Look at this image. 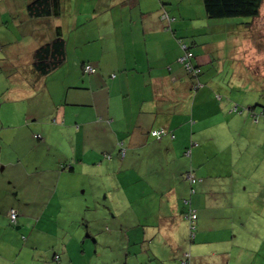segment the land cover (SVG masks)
Returning <instances> with one entry per match:
<instances>
[{"label": "crops", "instance_id": "obj_1", "mask_svg": "<svg viewBox=\"0 0 264 264\" xmlns=\"http://www.w3.org/2000/svg\"><path fill=\"white\" fill-rule=\"evenodd\" d=\"M10 1L11 5L21 2ZM200 1L62 0L61 16L43 17L54 21L49 35L35 45L29 58L28 82L10 83L0 89V170L8 183L20 190V198L7 211L9 215L11 209L18 210L17 233L24 242L17 247L18 256L12 258L14 264H25L21 258L31 251L35 253V238L41 235L42 229L35 228V186L42 183L48 188L45 198L50 204L62 181L66 183L63 195L56 200L70 203L71 208H58L54 214L60 212L58 220L63 222L57 227L64 234L77 235L75 228L72 232L70 229L77 227L74 205L78 203L79 211L87 212L78 213L89 223L88 236H93L95 244L103 233L94 220L108 213L118 221L123 214L117 205L125 201L128 205L127 227L113 226L106 231L99 259H90V263L117 264L126 254L125 263L130 264H183L185 259L189 264H232L236 249V264H255L264 244L258 232V214L250 211L244 215L240 210L245 208L247 192L255 193L256 188L247 190L246 186L243 194L232 184L216 182L214 168L220 172L222 167L212 162L222 149H229L231 154L236 149L244 150L247 168L260 161L254 179L257 185L263 184L264 158L256 150L245 149L246 143L254 139L262 140L264 145V128L258 122L256 127L252 124L251 129H244L245 123L251 124L248 119L240 125L242 131L235 132L232 123L236 117L227 111L231 104L218 101L222 96L214 89L231 95L229 74L240 66L264 73V47L249 52L252 47L238 39L227 49L230 56L221 61L223 49H215L228 36L224 37L219 21H210L214 19L202 10ZM1 4L6 5L4 1ZM43 18L25 15L15 22ZM58 26L66 39L65 62L41 76L34 68V51L55 37ZM205 27L214 36L213 48L194 39L195 35H203ZM233 35L240 32L234 31ZM180 39L192 46L202 75L206 74L203 67L208 68L209 79L203 82L201 76L204 86L199 89L193 87L182 68ZM71 60L75 61V69ZM85 64L96 71L86 72ZM8 68L14 70L12 64ZM52 74L62 77L63 93L57 98L48 91V100H37ZM222 75L223 80L218 78ZM7 98L26 103L5 112V120L2 106ZM211 102L217 103V108L213 109ZM217 113L224 117L210 121ZM159 128L169 132L155 138L151 131ZM238 134L241 142L229 144ZM188 149L190 156L185 155ZM189 171L194 181L183 178ZM23 189L28 190L27 198L22 196ZM105 190L106 195L112 192L111 202L101 211L98 206ZM186 198L191 199L198 215L194 231L184 214ZM221 205L224 207L217 211ZM93 207L95 212L90 215L88 211ZM37 214L40 222L50 217L46 209ZM114 243L118 245L115 249ZM89 247L92 250L93 244ZM114 251L121 252L122 257L113 256ZM53 260L74 264L68 244L54 253Z\"/></svg>", "mask_w": 264, "mask_h": 264}, {"label": "rangeland", "instance_id": "obj_2", "mask_svg": "<svg viewBox=\"0 0 264 264\" xmlns=\"http://www.w3.org/2000/svg\"><path fill=\"white\" fill-rule=\"evenodd\" d=\"M4 1L6 5L1 4L0 6V89L6 88L10 83L14 84H22L27 83L29 76H28V66L30 63V57L31 54L35 48L36 44H39L41 41L45 40V37L49 35V32H51V27L53 25L54 19L51 18V20H48L47 18H43L42 20L34 19V20H24L21 23L15 22L16 18H24L25 16V10H26V4L27 0H18L21 1L18 5H11L10 0H0ZM17 0H13L12 3H18ZM25 1V3H23ZM202 0L200 1V6L202 7V10L205 12V6L203 4ZM16 3V4H17ZM11 5V6H10ZM5 6V7H4ZM8 7L7 10H4V8ZM13 11H16L15 13ZM20 20V19H19ZM210 21H219L221 23V30L224 34V37L227 35L228 38L224 41H221L217 44V47L215 51H221L220 53V59L225 60L230 55L229 52H227V49H231L232 45L234 44L233 41H237L240 39L241 41H246L248 46L252 47L249 52L253 51L254 49H258L261 51V46L264 47V2L261 5V18H258L256 22L252 24V26H248L249 23H252V18L250 17H232V18H221V19H214ZM200 22L205 25L206 22H204L202 19ZM167 25L169 23L167 22ZM206 28V27H205ZM240 32V35H233V32ZM203 35H195L194 39H199L201 42H206L213 48L214 43V36L212 37L208 33V28L202 31ZM201 33V34H202ZM222 34V33H221ZM216 38V37H215ZM185 40H193V37L187 38L185 37ZM190 44V43H188ZM220 46V47H219ZM223 47V48H222ZM248 47V49H249ZM225 48V49H224ZM216 54V53H215ZM214 54V55H215ZM227 55V56H226ZM30 58V59H29ZM233 61V60H232ZM10 64L13 65L14 70H10L8 66ZM70 64L72 66V69H75V61L71 60ZM66 69L70 68L69 64H66ZM12 68V69H13ZM182 68L184 69V66L182 65ZM202 69V68H201ZM233 70V69H232ZM236 71H233L234 73L230 71L229 77L232 78L231 81V95H226L225 92H219L218 90L214 93L221 94L222 98L218 96L221 103H228L231 104L230 108L227 107V111H231L232 116L236 117L233 118V123L235 126V132L239 133L242 131L240 128V125H243V121L248 120L251 122L245 123L243 128L244 129H251L252 124L253 127H256L259 123H262V128H264V73H262L259 70H256L255 68H243L238 67L235 69ZM204 75L202 76L203 82H206L208 80V68L203 67ZM65 72V70H63ZM9 74H13L10 76ZM57 74L63 75L62 72H58ZM208 78V79H207ZM215 78V76H214ZM219 79L223 80L225 78V75H222L221 77H218ZM62 77H56L55 74L49 75L48 85L46 89H42L37 96V100L43 99L48 100L47 94L50 92L53 93V96H56L59 98L61 94L63 93L62 87ZM207 83V82H206ZM44 88V87H43ZM213 88V87H212ZM49 91V92H48ZM49 93V94H50ZM3 92L0 91V101L3 99ZM41 97V99H40ZM2 106V115L4 116L5 112H9L11 110L17 109V105L26 103L22 102L17 99H5ZM28 103V102H27ZM217 103L211 102L210 106L213 107V109L217 108ZM46 106H43V108ZM212 110V108H211ZM224 115L217 113L214 116L210 117L211 119H215L216 122L219 121L221 118H223ZM5 120L6 118L4 116ZM237 119V120H236ZM41 121V120H40ZM240 121V124L239 122ZM253 122V123H252ZM259 122V123H258ZM1 127V126H0ZM251 127V128H250ZM2 128V127H1ZM3 129V128H2ZM254 129V128H253ZM240 135L238 134L237 139L231 138V142L229 144L237 145L241 142ZM246 143V142H245ZM244 143V144H245ZM247 149L250 150L249 152H252L253 150H256L259 154L262 156L260 158H264V145L263 141H259L257 139L252 140V142H247ZM254 145V146H253ZM244 146V145H243ZM238 148V147H237ZM226 150H221L219 154L216 155V158H214V162L216 163V166L222 167L221 171H218V168H214V180L216 182L224 184H232L235 189H238L239 192L245 193L247 190H255L252 187L256 188L255 193L247 192V195L245 196L246 199L244 202V207L241 211L245 215V213L253 211L258 214L257 218L258 220V232H260V236L264 239V183H258L257 185L256 179H254L258 175V163H253L249 168L245 166L244 160L246 157H244V150L236 149L233 150L235 153L231 154V151L227 148ZM252 149V150H251ZM219 164V165H218ZM231 166V168H230ZM42 175V173H41ZM187 173H184L183 178L187 179ZM44 177V176H43ZM75 182H78V179H74ZM65 182L62 181V184H60V188L58 190V193L56 194V198H60V195H63L62 190L65 188ZM247 186V190H246ZM48 189V188H47ZM47 189L44 188V185L41 183L38 186H35V228L42 229L41 235L39 236V239L36 240L35 238V253L33 251L30 252L28 256H24L21 258L22 261L25 262V264H58L56 261L53 260L54 253L59 252V248L63 246L64 244H68L69 246V256H72L74 260V264H103L102 262L95 261V263H90V259L98 258L99 251L104 245V239L105 232L110 231L113 226H119L120 229H124L128 225V205L126 201L124 203L118 204L117 209L120 208V213L123 214L121 216V219L116 221L112 218V216L108 213L104 215L102 218H98V220H94L95 226H98L102 228L103 235L101 236V239H98V242L95 244V241L93 240V236H88V228L87 226L89 223L83 219L84 216L82 213L87 214V212L79 211L80 205L79 203L74 205L76 215L78 216L76 221L77 227L71 226V232L75 228L77 235L72 234L67 235L64 234V230L58 229L57 225L58 223H62L63 221L58 220V214H54V212H58V208H71L70 203L69 204H61L59 201L53 200L50 204L48 203L49 200L47 198ZM27 191L26 189H23L24 194L22 195L23 198H27ZM32 192V191H30ZM112 192H109V195H106V190L102 194V201L99 202V209L102 211L104 210V207L107 205L110 207L111 202V194ZM20 190L18 188H15L14 186L10 185L8 183V180L6 178V175L3 171L0 170V264H14L13 259H15L18 256V246L20 243H24L21 240V233L18 230V226L16 223H11L10 217L7 214V211L10 209V207L13 205V202H16L20 196ZM111 195V196H110ZM242 196V195H241ZM257 196V197H256ZM46 197V198H45ZM51 197V196H50ZM256 197V198H255ZM117 199V198H116ZM77 201H79L77 199ZM49 205V207H48ZM224 206L221 205L220 208H218L217 211L222 209ZM54 208V210H53ZM43 209L47 210V213L50 217L45 216L44 220L42 222L39 221L40 217L38 216V212L42 211ZM107 209V208H106ZM241 209V208H240ZM56 210V211H55ZM125 210V212H124ZM261 210V211H260ZM53 211V212H52ZM78 212H82L79 214ZM94 207L93 210H89L88 213L91 215L94 213ZM66 213V212H65ZM117 213V212H116ZM75 214L72 216L75 217ZM52 215V216H51ZM51 219V220H50ZM74 222V223H75ZM253 222V221H252ZM100 223V226H99ZM115 223V225H114ZM38 224V226H37ZM255 227L256 225L254 223H250V225ZM61 226V224H60ZM200 231V229H199ZM21 232V231H20ZM39 232V231H37ZM27 237L30 235L28 232H23ZM36 236V235H35ZM114 241H118L114 239ZM88 244L87 246L84 244ZM93 244V248L89 247V245ZM118 246L116 243L113 245V249ZM232 247L231 245L229 246ZM260 249V247H259ZM232 252V264H236L234 259L238 255V252L236 249ZM3 254L5 258L4 260L1 258V255ZM122 257L121 252H113V256ZM13 258V259H12ZM126 254L123 256V259H121L120 263L117 264H124L125 263ZM2 260V261H1ZM44 261V262H43ZM250 261V260H249ZM176 262V261H175ZM68 264V263H67ZM107 264V262H105ZM115 264V263H114ZM125 264H130V262L126 261ZM176 264V263H175ZM249 264V262L247 263ZM255 264H264V244L262 246L261 252L258 253V257L255 259Z\"/></svg>", "mask_w": 264, "mask_h": 264}, {"label": "trees", "instance_id": "obj_3", "mask_svg": "<svg viewBox=\"0 0 264 264\" xmlns=\"http://www.w3.org/2000/svg\"><path fill=\"white\" fill-rule=\"evenodd\" d=\"M203 2L206 14L209 18L221 19L240 16L250 17L253 20L252 23H249L248 25L250 27L252 26L254 21H256L260 17L261 5L263 3V0H203ZM25 6V15H27V18L59 17L63 12L62 0H27V4ZM13 12L15 13L16 11ZM19 19L23 20V18ZM180 42L185 43V41L182 39H180ZM188 45L190 50L194 54L193 62L200 69L195 74L190 72L183 64L182 65L184 66L187 75L191 78L193 87L195 89H199L204 86L201 81L202 70L200 65H198V63L196 62V54L193 51L192 46L190 44ZM65 59L66 39L64 37L62 27L58 26L56 28L55 37L52 40L39 45L34 51L33 64L36 72L41 76H45L61 66L65 62ZM166 131L167 132L165 134L169 132L167 129ZM154 137L160 138L157 136ZM185 155H191L189 149L185 151ZM189 173L190 171L187 172V175H189ZM189 179L192 180L191 178ZM185 200H187V198L183 200L184 214L186 215L187 210L192 207V205L191 199H188V204L185 203Z\"/></svg>", "mask_w": 264, "mask_h": 264}, {"label": "built area", "instance_id": "obj_4", "mask_svg": "<svg viewBox=\"0 0 264 264\" xmlns=\"http://www.w3.org/2000/svg\"><path fill=\"white\" fill-rule=\"evenodd\" d=\"M166 17V19L168 21L171 20V18L169 17V15L167 13H165L164 15ZM181 47L184 51V54L181 56L180 58V62L192 73H197L199 71V67H197L195 65V63L193 62V52L190 50L189 48V45L185 42H182L181 43ZM84 69L86 72H89V73H93L96 71V68L90 64H86L84 66ZM166 129L164 128H161V129H154L152 130V135L154 136H157V137H162L165 133H166ZM190 152V151H189ZM189 178H191L193 180V176H191L190 174L188 175ZM194 181V180H193ZM185 203H189V200H185ZM9 215H10V219H11V222L12 223H16L17 222V218H18V210L16 208H13L11 209V211L9 212ZM186 218L189 220L190 222V226H191V229L194 231L196 229V224H197V219H198V215L196 213V210L193 209L192 207H190L188 210H187V213H186ZM188 256V255H186ZM55 258H59V255H56ZM183 264H189L188 262V259L184 260Z\"/></svg>", "mask_w": 264, "mask_h": 264}]
</instances>
